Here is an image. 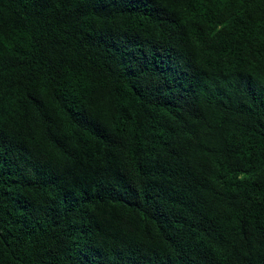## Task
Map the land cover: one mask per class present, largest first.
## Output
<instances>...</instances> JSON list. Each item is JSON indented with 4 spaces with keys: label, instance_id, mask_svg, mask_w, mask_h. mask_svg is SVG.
Instances as JSON below:
<instances>
[{
    "label": "trees",
    "instance_id": "16d2710c",
    "mask_svg": "<svg viewBox=\"0 0 264 264\" xmlns=\"http://www.w3.org/2000/svg\"><path fill=\"white\" fill-rule=\"evenodd\" d=\"M0 264H264V0H0Z\"/></svg>",
    "mask_w": 264,
    "mask_h": 264
}]
</instances>
